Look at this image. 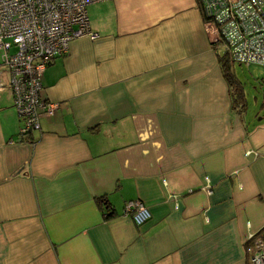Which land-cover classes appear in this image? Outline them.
<instances>
[{
  "label": "crops",
  "instance_id": "crops-1",
  "mask_svg": "<svg viewBox=\"0 0 264 264\" xmlns=\"http://www.w3.org/2000/svg\"><path fill=\"white\" fill-rule=\"evenodd\" d=\"M103 2L87 6L99 36L44 70L58 106L29 139L0 93V264H250L264 69L224 66L197 0ZM134 199L142 225L123 214Z\"/></svg>",
  "mask_w": 264,
  "mask_h": 264
},
{
  "label": "built area",
  "instance_id": "built-area-1",
  "mask_svg": "<svg viewBox=\"0 0 264 264\" xmlns=\"http://www.w3.org/2000/svg\"><path fill=\"white\" fill-rule=\"evenodd\" d=\"M103 0H0V93L9 89L22 121L19 137L29 139L40 118L53 115L57 103L41 95L44 70L67 53L71 40L99 33L90 28L87 6ZM204 31L230 62L264 69V0H197ZM123 214L136 225L151 212L141 200H127ZM250 264H264V238L250 234Z\"/></svg>",
  "mask_w": 264,
  "mask_h": 264
},
{
  "label": "rangeland",
  "instance_id": "rangeland-1",
  "mask_svg": "<svg viewBox=\"0 0 264 264\" xmlns=\"http://www.w3.org/2000/svg\"><path fill=\"white\" fill-rule=\"evenodd\" d=\"M104 1V0H103ZM103 1H99V2H94L92 5H93V8L95 9V10H98L99 8H101L102 6H104L103 4L105 3V2H103ZM91 5H89V7H88V11L91 13V7H90ZM91 15V17H95V18H98V15H97V12H96V14H90ZM98 21H99V18H98ZM235 65V67H240L242 64H239L238 65V63H236V64H234ZM247 67L246 65H243V68H245V67ZM252 66V68L254 69V70H263L262 69V67L261 66H259V65H251Z\"/></svg>",
  "mask_w": 264,
  "mask_h": 264
},
{
  "label": "trees",
  "instance_id": "trees-1",
  "mask_svg": "<svg viewBox=\"0 0 264 264\" xmlns=\"http://www.w3.org/2000/svg\"><path fill=\"white\" fill-rule=\"evenodd\" d=\"M225 55H224V62H223V64H224V66H226V67H229L228 66V64H227V62L229 61L230 62V60H229V56H228V54H226V53H224ZM231 63V62H230ZM230 69V68H229ZM226 72V71H225ZM231 73V74H230ZM230 73H228V72H226L225 74H229V81L230 82H232V77H231V75H232V71H230ZM234 81V80H233ZM233 83V82H232ZM242 98H243V96H242ZM106 209H109V206H107V208Z\"/></svg>",
  "mask_w": 264,
  "mask_h": 264
}]
</instances>
